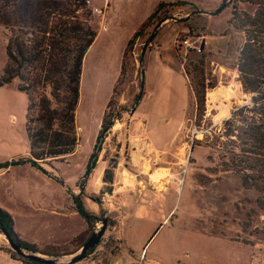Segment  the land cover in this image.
Segmentation results:
<instances>
[{"label":"rangeland","instance_id":"obj_1","mask_svg":"<svg viewBox=\"0 0 264 264\" xmlns=\"http://www.w3.org/2000/svg\"><path fill=\"white\" fill-rule=\"evenodd\" d=\"M219 1L88 0L97 33L81 71L75 115L79 145L65 160L32 161L28 95L16 77L0 85V208L11 216L21 240L69 258L109 211L99 244L76 264H264V195L245 189L217 152L222 121L249 101L236 73L243 35L228 23L231 5L217 11ZM6 36L0 27V74L7 60ZM188 38L200 52L184 49L181 41ZM200 59L209 86L202 115L189 86L192 72L190 80L183 73L185 65ZM106 110L114 123L102 132ZM146 144L162 156L170 151L154 160L153 170L144 159ZM98 145L101 153L85 177ZM115 157L109 196L102 193V177L107 159ZM146 169L152 184L165 188L147 189L141 199ZM130 197L141 199L139 206L131 208ZM77 198L91 215L88 223L75 209ZM0 247L12 251L2 232ZM0 264L21 263L0 254Z\"/></svg>","mask_w":264,"mask_h":264},{"label":"trees","instance_id":"obj_2","mask_svg":"<svg viewBox=\"0 0 264 264\" xmlns=\"http://www.w3.org/2000/svg\"><path fill=\"white\" fill-rule=\"evenodd\" d=\"M229 4L232 16L228 23L243 35L237 53V80L249 101L222 121L218 136L222 142L217 152L224 169L234 172L245 189H254L264 195V0H232ZM240 4L245 7H239ZM92 16L88 0H0V27L7 35V60L0 74V85L16 77L28 95L26 131L28 151L34 163L65 160L78 148L75 115L80 99L81 71L86 51L97 33L92 26ZM131 42L132 38L127 50ZM127 50L120 74L124 72ZM203 65L200 59L183 68L188 79L192 72L189 86L201 115L205 111L204 94L209 87ZM113 96L114 93L107 110ZM107 110L102 129L110 122ZM78 198L75 209L88 223L91 215ZM13 229L11 216L0 208V232L29 251L53 255L36 250L21 240ZM0 251L21 264H45L3 247Z\"/></svg>","mask_w":264,"mask_h":264},{"label":"water","instance_id":"obj_3","mask_svg":"<svg viewBox=\"0 0 264 264\" xmlns=\"http://www.w3.org/2000/svg\"><path fill=\"white\" fill-rule=\"evenodd\" d=\"M232 0H222V2L219 4V7L217 8V11H219L221 8L225 7L227 4L231 3ZM167 18V17H165ZM162 18L155 26L153 29L152 33L149 34L147 39L144 42V48L150 44L152 38L154 35L157 33L158 27L160 26L161 22L165 19ZM144 51V50H143ZM142 51V54H143ZM143 83V80L141 81V84ZM140 84V86H141ZM141 93V91H140ZM140 100V98H139ZM138 100L135 103V106L137 104ZM114 120V119H113ZM113 121H111L107 127H111L113 125ZM147 147V144L144 145V148ZM100 147L95 148L91 157L90 165L88 166L87 173L93 168V165L96 161V155H98L100 151ZM145 150V149H144ZM117 156V155H116ZM110 162L108 165H106V168L104 169L103 173V181L105 183V190L102 192L103 194H107L111 196L113 194V187L112 183L114 182V170L118 166V159L117 157L115 158H110ZM109 215V211L105 212L104 215L101 218V226L97 228L96 230L94 229L90 236L87 238L85 243L76 251H74L69 258H61L60 256H49L45 255V253H39V252H33L29 251L26 248L21 247L20 245L14 243L11 239L7 237L5 233L4 236L6 237L9 246L11 247L12 251H14L17 255L23 256V257H28V259H32L34 261L40 262V263H45V264H74L76 262H80L87 254V251H92L96 246L99 244L100 238L102 237L104 231L106 230L107 227V217Z\"/></svg>","mask_w":264,"mask_h":264},{"label":"crops","instance_id":"obj_4","mask_svg":"<svg viewBox=\"0 0 264 264\" xmlns=\"http://www.w3.org/2000/svg\"><path fill=\"white\" fill-rule=\"evenodd\" d=\"M221 1V0H220ZM220 1L218 2V3H220ZM217 2L216 3H214V4H212V5H216V4H218ZM96 8V7H95ZM134 114H135V111H134ZM134 114L131 116V118L134 116ZM130 118V119H131ZM133 121V118L131 119V122ZM141 125H142V122L140 123ZM127 129V128H126ZM124 135V134H123ZM134 136L133 137H138V135L137 134H133ZM127 139H130V135H128L127 136ZM146 151H145V150ZM143 150L145 151V157H144V159H146V160H148L149 162H150V164L148 163V167H149V169H152V168H154V167H152L153 166V163H154V160H156L157 158L159 159V160H162V157H166V156H168L169 155V152L170 151H168L169 149H165V150H163V156L162 155H159V154H157V150L158 149H156L152 144H150V145H147V147L146 148H143ZM147 156H148V159H147ZM144 168V167H143ZM157 168H160V167H157ZM164 168H169V167H164ZM148 169V168H147ZM147 169H146V171H144V173H148V171H147ZM144 170H145V168H144ZM153 170V169H152ZM169 177H173V176H171V175H169ZM176 177L174 176V179H175ZM172 179V178H171ZM176 179H178V178H176ZM153 182L150 180V173H148V178H147V181H146V183H145V185L142 187V189H141V194H140V197H141V199L145 196V194H146V192L148 191L147 189H164L165 188V186H159L158 184L156 185V184H152ZM74 192H76L77 190H78V187L77 186H75L74 188ZM131 188H127V191H129V192H132V195H135V191H131V190H133V187H132V189L130 190ZM128 192V193H129ZM130 194V196H132L131 195V193H129ZM130 199H131V197H130ZM128 199L127 201H129V205H130V207L131 208H134L136 205L137 206H139V201L141 200H135V199ZM128 203V202H127ZM0 254L3 256V257H5V258H9V261H12V263H19V261H14V260H12L7 254H5V253H3L2 251H0ZM115 264H119L117 261H116V263Z\"/></svg>","mask_w":264,"mask_h":264},{"label":"built area","instance_id":"obj_5","mask_svg":"<svg viewBox=\"0 0 264 264\" xmlns=\"http://www.w3.org/2000/svg\"><path fill=\"white\" fill-rule=\"evenodd\" d=\"M94 11L99 13V10L97 8H94ZM182 42V46L184 47V49L188 52V51H195V50H199L200 52V46L196 45L195 41H191L189 38L188 39H184L181 41ZM172 179H174V177H171ZM179 180V179H178ZM182 183L181 180H179V183Z\"/></svg>","mask_w":264,"mask_h":264},{"label":"flooded vegetation","instance_id":"obj_6","mask_svg":"<svg viewBox=\"0 0 264 264\" xmlns=\"http://www.w3.org/2000/svg\"><path fill=\"white\" fill-rule=\"evenodd\" d=\"M105 130H106V128H105V129H103V131H102V132H105ZM102 132H101V134H102ZM97 147H99V145H98ZM101 149H102V148H101ZM101 149H100V151H99L98 155H96V161H95V162H97V159H98V157H99V154L101 153ZM110 160H111V159H107L108 163L110 162ZM94 165H95V163H94ZM94 165H93V167H94ZM107 218H108V217H107Z\"/></svg>","mask_w":264,"mask_h":264},{"label":"bare ground","instance_id":"obj_7","mask_svg":"<svg viewBox=\"0 0 264 264\" xmlns=\"http://www.w3.org/2000/svg\"><path fill=\"white\" fill-rule=\"evenodd\" d=\"M152 178H153V176H152ZM182 181V180H181ZM181 183V182H180ZM7 240V239H6ZM8 242V241H7Z\"/></svg>","mask_w":264,"mask_h":264}]
</instances>
